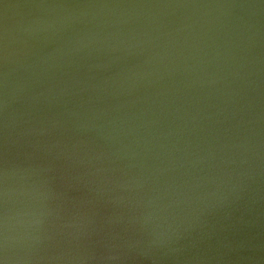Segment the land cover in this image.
<instances>
[{
  "label": "water",
  "instance_id": "95a60500",
  "mask_svg": "<svg viewBox=\"0 0 264 264\" xmlns=\"http://www.w3.org/2000/svg\"><path fill=\"white\" fill-rule=\"evenodd\" d=\"M4 264H264V0H0Z\"/></svg>",
  "mask_w": 264,
  "mask_h": 264
},
{
  "label": "snow or ice",
  "instance_id": "6c2138e0",
  "mask_svg": "<svg viewBox=\"0 0 264 264\" xmlns=\"http://www.w3.org/2000/svg\"><path fill=\"white\" fill-rule=\"evenodd\" d=\"M0 264H4V261L2 259H0Z\"/></svg>",
  "mask_w": 264,
  "mask_h": 264
}]
</instances>
